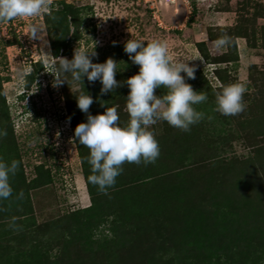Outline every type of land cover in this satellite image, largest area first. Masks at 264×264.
Segmentation results:
<instances>
[{"label": "rangeland", "instance_id": "rangeland-1", "mask_svg": "<svg viewBox=\"0 0 264 264\" xmlns=\"http://www.w3.org/2000/svg\"><path fill=\"white\" fill-rule=\"evenodd\" d=\"M192 2L196 13L186 24ZM64 4L78 9L73 11L76 24L70 13L66 20L58 17ZM29 22L43 26L44 40L25 34ZM225 33L231 45L214 48L213 42ZM129 38L162 39L173 61L195 65V78L186 82L212 97L209 105L194 107L205 113L201 120L213 140L201 142L193 153L180 152L177 146H190L183 138L186 131L158 120L149 126L160 150L155 166L145 169L143 162H125V181L116 180L107 194L95 186V203L107 202L99 216L82 211L91 202L84 177L90 150L75 141L66 101L76 104L75 96L85 90L93 97L91 114L116 106L123 125L129 119L128 87L121 83L101 95L99 81L82 77L77 82L70 74H65L67 83L54 87L53 65L61 57L70 59L76 46L95 42L94 62L112 57L121 69L115 78L124 81L138 71L123 50ZM52 42L58 46L57 56ZM30 72H35L33 77ZM236 81L246 82V108L235 116L222 115L215 110L216 94ZM0 87L13 124L11 134L0 137L8 142L0 147V158L10 162L7 152L14 151L20 165L10 184H19L18 193L23 192L22 198L5 205L7 212L0 210V264H25L34 252L43 264H194L190 256L193 260L195 255L198 264H264V0H52L51 15L0 22ZM164 91L158 88L155 94ZM1 100L0 94L4 131L8 123ZM76 108L75 125L86 120ZM176 170L189 183L187 191L174 187L181 191L179 200L170 201L172 206L157 200L155 216H148L151 206L138 212L147 203L151 184L162 185L159 175ZM220 180L225 183L214 188ZM125 184L132 186L127 198L131 211L121 210L120 216L119 202L116 208L109 206L123 195L116 191ZM246 191L255 194L253 205L243 204ZM29 200L32 213L22 207Z\"/></svg>", "mask_w": 264, "mask_h": 264}, {"label": "clouds", "instance_id": "clouds-1", "mask_svg": "<svg viewBox=\"0 0 264 264\" xmlns=\"http://www.w3.org/2000/svg\"><path fill=\"white\" fill-rule=\"evenodd\" d=\"M43 14H52V0H0V22L17 17L31 21V18ZM43 32L42 25L29 22L25 34L44 40ZM231 43V37L225 33L213 42V46L226 49ZM95 46V42L91 47L76 46L70 59L61 57L58 66L53 65L56 73L53 86L67 83L65 74H70L72 80L77 82H82V77H86L89 83L99 81L101 95L112 93L121 83L127 85L126 111L129 119L123 125L119 123L116 106L104 107L103 112L93 115L89 112L93 97L85 90L75 96L77 107L86 114V120L75 125L73 135L75 141L90 150L86 158L90 164L87 182L107 194L108 188L115 184L116 177L123 171L125 162L154 163L159 156V144L149 126L163 120L183 131L190 130L191 125L205 116L194 106L205 102L207 94L194 90L186 82V79L195 78V65L189 64V60L173 61L162 39L145 41L129 38L124 42V52L138 65V71L124 81L115 78L121 69L112 57H106L103 62H94L93 58L97 56ZM158 88L165 89L164 93L155 94ZM246 91L244 81L223 85L215 97V110L225 116L243 112L246 108L243 102ZM6 134L0 130V137ZM19 165L16 159L6 162L0 158V200L12 195L10 177L15 175ZM22 197L23 192L20 191L18 198Z\"/></svg>", "mask_w": 264, "mask_h": 264}, {"label": "trees", "instance_id": "trees-1", "mask_svg": "<svg viewBox=\"0 0 264 264\" xmlns=\"http://www.w3.org/2000/svg\"><path fill=\"white\" fill-rule=\"evenodd\" d=\"M59 3H64V2H60L59 1ZM77 10L78 9H74V8H71V6L70 5H68V4H64V6L61 8V10L58 12V17H63L65 20L70 16L69 15V13L70 14H72V16H70V18L72 19V23L73 24H76V21H75V18L73 17L74 16V14H73V11L75 12H77ZM195 13H196V7H195V3L194 2H192V11H191V14H190V16H189V18H188V20L186 21V24H190L192 21H193V18H194V15H195ZM77 25H78V22H77ZM68 28V27H67ZM67 32H68V30H67ZM75 34L77 33V32H74ZM64 37V36H63ZM65 38H63V40H64ZM64 42V41H63ZM59 44H60V42H59ZM52 46H53V53H54V55L55 56H57V53H58V46L57 45H55V43H53L52 42ZM34 74H35V72H33V73H29V75H31L32 77L34 76ZM1 88V87H0ZM3 91H2V88L0 89V94L2 95V100H1V102H2V107H1V109H3V110H1V112H2V115L3 116H5V119H7V123H8V126H7V129H5L4 131L6 132V133H8L7 135H9V133L11 134V132H12V130H13V124H12V122H11V119L8 117V110H7V104H6V101H5V97H4V95H3V93H2ZM210 98H212L209 94H207V101H205V103L207 104L208 103V105L210 104V102H211V100H209ZM207 106V105H206ZM77 107V104H75V102H71V101H69V100H67L66 101V110H67V115H68V119H69V117H70V119H69V122H70V125H72V128H73V130H74V127H75V118H76V108ZM204 113V112H203ZM203 124H206V123H203V121L201 120V121H199V122H197V123H195V124H193V125H191L190 126V131L188 132V131H186V132H184V134H183V138L185 139V140H189V142H190V146H187L186 147V145H180V146H177V150H179L180 152L182 151V150H184V151H186V149L187 150H189L191 153H193V152H195L197 149H198V147H199V145H200V143L201 142H206L207 144H208V142H209V140L208 139H210V142H211V140H213V138H211V137H213L212 135L213 134H210V130L205 126V125H203ZM10 125V126H9ZM204 126V127H203ZM222 129L220 128V130H217V131H221ZM203 134V136H201ZM215 136V135H214ZM5 139V138H4ZM3 138L1 139V141H0V147H4V146H7L8 145V142H7V139H5L4 140ZM183 139V140H184ZM223 139H225V137L224 136H220V141L221 142H223ZM4 141H6L5 143H4ZM14 146H12L13 148L16 146V143H15V141H14ZM4 145V146H3ZM6 148V147H5ZM176 150V151H177ZM11 153V154H10ZM7 154L8 155H11V157L10 158H12V159H14V157H16V154L14 153V151H13V153H12V150L11 151H9V152H7ZM179 156V155H178ZM175 153H174V156L173 157H178ZM8 157V156H7ZM82 162H83V164L84 165H86L85 164V161H84V159H83V157H82ZM162 163V162H161ZM124 165V164H123ZM123 165H122V167H123ZM151 165H152V167H154L155 165H153V163H151L150 165H148V164H145V166H147L145 169H147L148 167H151ZM165 165V163H162V167H166V166H164ZM87 170H88V172H87ZM87 170L86 169H84V174H85V183H86V189H87V191H88V194L90 195V197H91V202H90V204L89 205H87V206H85V207H83L82 208V211H86V212H88L89 210H93L92 212H96V214L95 215H97V214H99V216H101L102 215V213H101V211L103 212L106 208H107V205H106V203L105 202H103V203H99V204H96L95 203V197H96V195H97V188L95 187V185H92V184H90V183H88L87 182V176L90 174V168H88L87 167ZM125 175V172L124 173H120L117 177H116V180H117V183H120V182H122V181H125V178H124V176L123 177H121V175ZM181 172L180 171H178V170H176V171H168L167 173L165 172V173H163L162 175L160 174L159 175V177H160V179H163L162 180V185L159 187V188H155L154 187V185L153 184H151L152 186H151V188H152V190L151 191H149V192H147L146 194H145V200L147 201V203L145 204V205H143L142 207H140L139 209H137V211L139 212H142L143 210H145V208L148 206V208L151 206L152 208L149 210V215L148 216H152V215H156L155 213H154V206H155V203L157 202V200L159 201V200H163L165 203L166 202H168V204H170L171 206H172V203H169L170 201L171 202H177V200H179L178 198H177V196L178 195H180L181 194V191H177L178 189H180V188H182V190L183 189H186V191L188 190V188H189V183L188 182H185V178H183L181 175ZM214 177V176H213ZM168 181H167V180ZM166 180V181H165ZM199 180V179H198ZM237 182H238V180H237ZM179 183V185H180V187L177 185ZM221 183H225L223 180L221 181H219V184L218 185H216V183H215V187L214 188H216V187H220V185H223V184H221ZM239 183H241V181L239 182ZM18 186H19V184H18ZM18 186H16V187H14V186H12V189H13V194L8 198V199H6V200H0V210L1 209H4V208H6V206L5 205H8V206H10V204L12 203L11 201L12 200H14L16 197L18 198V189H17V187ZM130 186L131 185H127V184H125V186H123L122 188H119L116 192L119 194L120 192L123 194V195H120V196H118L117 197V199H114L112 202H111V204H110V206L109 207H114V208H116V203L117 202H119V212L118 213H120V216L122 215V212H121V210L122 211H127V212H130L131 210H130V208H131V203H129L128 201H127V198H128V196L130 195V192H129V190H132V186H131V188H130ZM245 188H246V186H249L248 185V183H245V185H243ZM174 187H177V190H176V188L174 189ZM213 188V187H212ZM15 189H17V191L15 190ZM21 189V188H20ZM217 189V188H216ZM209 190H211V188H209ZM208 189H207V191H209ZM120 191V192H119ZM242 191H243V189H242ZM28 192V191H27ZM151 192H153V193H155L154 194V197H151ZM205 193H207V192H205ZM246 193L247 194H245L244 196H243V198H242V200H243V204L244 203H246V205H248L249 206V204H251L252 203V205H253V201L251 202V200H253L254 198L252 197L253 195H255V194H250V192L249 191H246ZM228 196V195H227ZM227 196H225V197H227ZM11 198V199H10ZM10 199V202L8 201ZM123 202V203H122ZM5 203H7V204H5ZM126 203V204H125ZM152 203V204H151ZM124 205V206H123ZM255 206V205H254ZM22 207L24 208V209H29V212L31 211V213H32V211H33V207H32V204H31V202H30V200H29V203H28V205H22ZM247 207V206H246ZM113 208V209H114ZM249 208V207H248ZM112 209V210H113ZM4 211L5 212H7V210H5L4 209ZM26 211V210H25ZM151 211V212H150ZM107 212V211H106ZM1 213V212H0ZM28 212H24V214H27ZM108 215L110 214V213H107ZM154 216H153V220L155 219L154 218ZM129 219H130V217H129ZM128 219V221H127V224H128V226L129 225H131L132 226V224H133V220L134 219H130L129 220ZM190 239H191V237H190ZM213 245H215L216 243H212ZM217 247H219V246H217ZM190 252H192L193 253V251H190ZM212 252V251H211ZM130 252H128V254H129ZM123 255V257H122V259H124V254H122ZM130 255H131V253H130ZM134 255H137L136 253H134ZM193 255H195L194 253H193ZM121 257V256H120ZM118 258H119V256H118ZM116 259V258H115ZM200 259V258H199ZM199 259L196 257V255L193 257V260H192V257L190 256V261L191 262H193L194 264H198L200 261H199ZM43 262H44V259L42 258V256L40 255V253L39 252H34L33 254H31V256L30 257H28V262L27 263H25V264H43Z\"/></svg>", "mask_w": 264, "mask_h": 264}]
</instances>
